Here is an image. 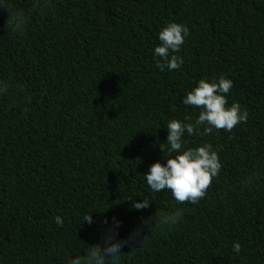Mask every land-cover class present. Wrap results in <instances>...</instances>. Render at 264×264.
I'll use <instances>...</instances> for the list:
<instances>
[{
  "label": "trees",
  "instance_id": "obj_1",
  "mask_svg": "<svg viewBox=\"0 0 264 264\" xmlns=\"http://www.w3.org/2000/svg\"><path fill=\"white\" fill-rule=\"evenodd\" d=\"M169 22L189 35L180 68L161 71ZM221 75L247 120L184 137L213 146L217 177L195 204L152 193L167 121L194 120L182 98ZM114 241L118 264H264V0L0 4V264H84L93 245L112 264Z\"/></svg>",
  "mask_w": 264,
  "mask_h": 264
},
{
  "label": "clouds",
  "instance_id": "obj_2",
  "mask_svg": "<svg viewBox=\"0 0 264 264\" xmlns=\"http://www.w3.org/2000/svg\"><path fill=\"white\" fill-rule=\"evenodd\" d=\"M2 3L3 0H0V4ZM188 35V26L179 22H169L159 30L160 43L154 47L152 53L157 68L161 71L180 68L183 57L178 53ZM231 87L232 81L221 75L219 78H201L186 92L182 103L198 108L199 113L194 120L185 117L183 120L174 118L167 121L166 140L159 145L161 154H164L161 155L164 162L156 160L149 166V170L143 173V178L152 193L167 189L177 204L185 201L195 204L205 196L206 189L221 168L218 153L207 142L195 147H185L184 137L185 134L189 136L194 133L201 134V127L203 135L219 129L230 132L238 123L247 120V111L242 109L238 102L228 104L227 94ZM147 204L148 200L145 199L134 206L139 208ZM176 215H180V212L178 211ZM54 219L57 225H62L60 216ZM83 220L91 222L88 213L84 214ZM232 248L236 255L240 254L239 242H233ZM104 251L112 256V264H118L120 257L118 241L106 244ZM92 261L95 264H105L103 254L97 245L90 246L84 264H91ZM67 264H81V258H69Z\"/></svg>",
  "mask_w": 264,
  "mask_h": 264
}]
</instances>
